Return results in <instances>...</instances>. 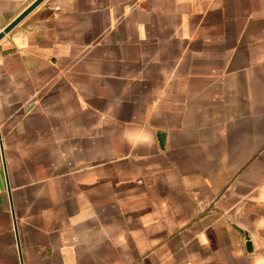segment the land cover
Here are the masks:
<instances>
[{
    "label": "crops",
    "instance_id": "1",
    "mask_svg": "<svg viewBox=\"0 0 264 264\" xmlns=\"http://www.w3.org/2000/svg\"><path fill=\"white\" fill-rule=\"evenodd\" d=\"M0 264H264V0H47L8 35Z\"/></svg>",
    "mask_w": 264,
    "mask_h": 264
},
{
    "label": "water",
    "instance_id": "2",
    "mask_svg": "<svg viewBox=\"0 0 264 264\" xmlns=\"http://www.w3.org/2000/svg\"><path fill=\"white\" fill-rule=\"evenodd\" d=\"M45 1L47 0H35L22 14H20L13 22H11L8 26H6L0 32V43L10 35L16 28H18L34 11H36ZM160 143L162 148L165 145V134H159ZM245 239L244 243L249 255L255 254V248L252 242V239L249 234L244 233Z\"/></svg>",
    "mask_w": 264,
    "mask_h": 264
}]
</instances>
